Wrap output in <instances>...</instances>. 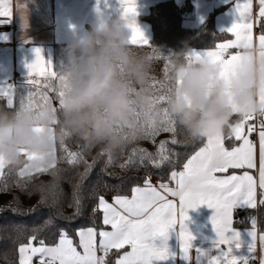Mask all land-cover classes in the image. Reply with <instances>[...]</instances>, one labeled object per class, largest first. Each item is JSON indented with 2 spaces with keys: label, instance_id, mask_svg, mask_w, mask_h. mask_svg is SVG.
<instances>
[{
  "label": "trees",
  "instance_id": "obj_1",
  "mask_svg": "<svg viewBox=\"0 0 264 264\" xmlns=\"http://www.w3.org/2000/svg\"><path fill=\"white\" fill-rule=\"evenodd\" d=\"M190 10V4L180 7L175 0H165L143 17L151 26V40L146 45H127L130 55L147 66L143 82H138L129 66L117 64L119 78L130 87V112L126 119H114L106 109L93 112L84 108L71 115L67 113L66 93L82 63L79 53L73 58L70 44L55 45V79L47 81L48 88L38 78L40 85L18 90L13 106L0 97V129L50 126L57 155L55 167L47 172L20 176L24 158L4 169L0 179V264H19V247L27 244L33 235L37 241L44 240L52 246L58 242L61 230L76 239L77 231L82 228L105 229L101 211L98 208L93 211L100 197H130L132 189L142 187L149 176L169 183L170 173L181 170L186 160L204 146L206 138L189 136L181 116L174 111L178 70L193 65L187 59L192 49H214L216 44L228 40L229 35L216 29L215 14L199 28H185L183 22ZM256 31L264 33V19L256 25ZM102 46L97 44V48ZM43 97H47L46 101ZM213 99L214 92L207 106ZM165 109L176 121V132L161 131L155 137L147 136L144 126L153 122L159 125L165 119ZM196 118L199 119V113ZM240 119L233 114L228 123L235 124ZM72 120L86 121L84 128L71 123ZM97 125L106 129L108 135L98 137ZM224 135L226 146L232 147L235 142L227 139V126ZM173 138L179 143L166 145L170 160L163 166H153L151 161L159 143ZM113 140L118 141L115 146ZM69 152L76 153L75 163L68 162ZM261 193L260 200L264 198ZM236 219V226L244 228L252 227L255 220L264 233L261 203L257 211L237 212ZM124 251L125 248L112 250L106 258L107 264H114Z\"/></svg>",
  "mask_w": 264,
  "mask_h": 264
},
{
  "label": "snow or ice",
  "instance_id": "obj_2",
  "mask_svg": "<svg viewBox=\"0 0 264 264\" xmlns=\"http://www.w3.org/2000/svg\"><path fill=\"white\" fill-rule=\"evenodd\" d=\"M123 6V16L137 15L136 0H120ZM259 12L256 23L264 18V0H258ZM235 12L237 21L228 29L222 32L231 33L235 39L224 43H218L214 50L204 52H193L187 55L189 61L208 60L218 65L221 75L230 77L241 65L243 57L241 52L228 54V49H247L253 47V17L252 0H244L240 3L235 0ZM11 6L8 0H0V17L7 19L0 20V23L8 21L11 17ZM131 31L130 43L132 45H146L148 43L143 31L135 22L129 23ZM259 56L264 59V33L258 37ZM35 60L27 65V85L36 87L41 84L49 87L50 79H55V72L49 71L50 61L45 60L40 49L35 50ZM36 77V78H34ZM30 91V90H29ZM15 88L12 85L6 87L0 85V96L7 98L9 106L12 105L15 96ZM62 95V93H58ZM47 99V97H43ZM259 101L261 108L259 114L264 118V86L260 89ZM164 102V98H160ZM21 102V107H23ZM240 114L242 119L237 123H228L229 129L227 139L234 138L242 141L240 146L229 150L225 147L224 128L215 135L206 138V144L192 154L183 164L182 171H172L170 180L175 182V187L168 183L161 182L153 185L151 179L146 177L143 187L136 186L132 189L131 198L127 196H115L113 202H107L103 197L98 200L97 206L93 209L103 211V224L110 226L111 230H101L99 244H97V232L93 228L78 230L79 248L68 237L67 233L61 230L59 240L55 245L49 246L44 240H38L35 235L29 238L25 245L19 247V264H32L33 257H39V264H107V257L112 250H121L130 246L131 251L124 252L114 264H154L156 261H164L169 257L167 239L169 230L179 226V238L181 251L184 259L190 260L192 249L191 232L187 230L184 221L188 219L189 209H195L201 205H207L215 210L211 217V223L215 230L217 239L214 241V248L218 250L217 255H210L197 252V264H200V257H206V264H249L253 257L250 255L255 251L256 234L248 232L251 240L244 245L241 234L232 227V212L238 208L256 207V180L248 172L243 175H230L225 177L217 176L216 173L227 172L228 169L256 167L255 145L248 138L256 131L254 124L248 123L254 119V113ZM165 119L158 125L156 122L146 124L144 132L149 137H155L159 132H176V121L164 110ZM259 187L264 189V119L259 123ZM179 141L175 138L169 141H161L157 148L155 158L152 159L153 166H163L170 160L167 155L166 145H176ZM144 152V150H141ZM69 163H75L76 153L69 152ZM35 157L29 155L28 159ZM147 158V156H145ZM8 160L0 155V177L4 175L5 165ZM55 164L49 167H38L36 171L47 172L54 168ZM27 165L20 175H30L26 172ZM264 197V192L261 193ZM171 197V198H170ZM264 205V198L260 200ZM255 222L253 221V224ZM161 239V243H156ZM264 245V236L260 237ZM35 242V243H34ZM224 247H221V246ZM242 245L246 248L244 255H236ZM101 252L102 255L97 253ZM261 264H264V256L261 257Z\"/></svg>",
  "mask_w": 264,
  "mask_h": 264
},
{
  "label": "crops",
  "instance_id": "obj_3",
  "mask_svg": "<svg viewBox=\"0 0 264 264\" xmlns=\"http://www.w3.org/2000/svg\"><path fill=\"white\" fill-rule=\"evenodd\" d=\"M165 0H136L137 15L135 17L129 15L125 18L123 16V6L120 0H8L11 6V17L8 21L0 23V85L7 86L12 85L15 88V96L13 98L12 105H14L15 97L20 88L27 86L28 80V68L27 65L31 64L35 58V50L40 49L42 56L45 60L50 61L51 65L49 71L53 72V56L55 45L58 44H71L74 40L83 38L93 27H98L103 30L106 24H111L113 20L122 19L126 21L127 28V45L130 43L131 31L128 28V24L135 22L137 26L143 31L145 37L149 41L152 37L151 26L143 20V17L150 13L152 7ZM180 6H186L190 4L191 10L187 12V19L183 22L185 28L196 29L203 25L211 14H215V27L221 32L229 35V39L224 41L235 39L231 33L222 32V29H228L231 25L237 21V15L235 12V0H175ZM243 3L244 0H239ZM259 12L258 0H252V17H253V47L247 49H228V54H235L240 51L243 60L240 67L231 74L230 77H224L221 75V69L218 65L210 63L215 66V71L211 76V80H220L224 85L223 95L226 98L228 107L232 110L234 115H243L247 107L257 109L254 113V119L248 123L256 126V131L253 132L248 138L255 145V164L256 167L252 169L240 168V169H228L224 173H216L217 176L225 177L230 175H243L244 172H248L256 180V207L255 208H238L232 212V227L235 231L240 232L241 240L246 245L251 240L248 236V232L254 231L256 234L255 239V251L250 255L253 257L249 260H255L257 264H261V257L264 256V245H262L261 236L264 233L261 232L255 223H252V227L244 228L236 226V214L239 211L254 210L257 211L260 204V192H264V189L259 187V123L261 119H264L259 114L261 103L259 101L260 89L264 86V59L259 56L258 37L261 35L256 31V18ZM7 18L0 17V20ZM264 19V18H260ZM221 42V43H224ZM147 43V44H148ZM103 45V36L101 35V42L98 43ZM215 49V48H214ZM214 49H192L193 52H204L207 50ZM208 61V60H207ZM192 64H197L200 61H191ZM249 77L247 84L244 83V78ZM36 78V77H34ZM183 83L180 74L177 76V91L176 98L180 96L179 88ZM249 93V100L247 106L242 105L239 102V97L244 93ZM213 94V86L211 83L207 86L205 93V104L206 107L211 95ZM2 97V96H0ZM5 98V97H3ZM183 99L188 108L192 107L193 101L190 96L185 94ZM7 104L8 100L5 98ZM9 105V104H8ZM203 107L200 110H203ZM239 112L240 114H237ZM242 119V117H241ZM237 123V122H236ZM32 130L36 131L37 137L44 131L48 133L47 140L50 141L52 149L55 150L54 156L50 157L48 167L52 164L56 165V143L54 131L50 126H20V127H3L0 129V145L8 144L18 137L22 131L26 133ZM12 135V140L9 135ZM35 139V138H33ZM235 144L232 147H228L231 150L234 147L240 146L242 141H237L232 138ZM15 144V143H14ZM206 144V140H205ZM204 144V145H205ZM34 148L43 149V146L38 144L34 146V143H28L24 146H18L19 156L16 161L20 158H24L26 162L21 167L19 175L24 166L28 165L30 160L28 156L31 155V151ZM198 151V150H197ZM2 154V153H0ZM194 154V153H193ZM3 155V154H2ZM12 160H9L11 162ZM15 160L12 162H16ZM6 164L5 168L12 164ZM51 169V168H49ZM48 169V170H49ZM183 168L179 171H182ZM27 173H30L26 169ZM41 172L30 173V175ZM21 176V175H20ZM29 176V175H25ZM153 185L161 183L154 176H149ZM1 179V177H0ZM170 187H175V182L171 181L168 183ZM143 187V186H142ZM132 195V194H131ZM115 196H104L103 198L109 202H113ZM131 198V196L129 197ZM171 198V197H170ZM100 210V209H99ZM103 218V211L100 210ZM215 210L209 208L207 205H201L195 209H189L188 219L184 221L187 230L191 232L194 239L192 240V249L189 253L190 260L184 259L181 251V241L179 238V226H174L169 230L167 246L169 249V257L164 261H156L154 264H197V252L200 250L202 253L210 255H217L218 250L214 248V241L217 239L215 230L211 223V217ZM241 220V219H240ZM255 222V220H254ZM92 228V227H88ZM88 228H82L80 230H86ZM95 229V228H93ZM96 230V229H95ZM111 230L110 226H106L105 229ZM97 232V244H99ZM78 232V231H77ZM77 246L78 251H83L79 248V236L76 233V239L68 236ZM161 239H157L156 243L159 245ZM237 250L236 255H244L246 253L245 246ZM221 247H224L223 245ZM125 251H131L130 246H125ZM123 252V253H124ZM102 255L101 252L97 253ZM247 254V253H246ZM20 255V254H19ZM32 264H39V257H33ZM200 264H206V257H200Z\"/></svg>",
  "mask_w": 264,
  "mask_h": 264
},
{
  "label": "clouds",
  "instance_id": "obj_4",
  "mask_svg": "<svg viewBox=\"0 0 264 264\" xmlns=\"http://www.w3.org/2000/svg\"><path fill=\"white\" fill-rule=\"evenodd\" d=\"M127 31L126 21L116 19L110 25L106 24L103 30L93 27L83 38L74 40L69 45L73 58L79 53L78 58L82 61L66 93V111L69 115L88 108L93 112L106 109L117 120L128 117L130 87L125 80L119 78L117 64L129 66L138 82H143L147 66L143 61L134 59L127 50ZM101 35L103 46L97 48ZM214 71L215 66L207 60L188 67L181 66L178 70L183 83L173 108L181 116L186 133L191 137L207 138L215 135L228 124L233 115L223 95V82L210 79ZM249 79L245 77L244 83L247 84ZM209 83L213 86L214 99L207 107H203ZM185 94L193 101L191 108L187 107L183 99ZM249 95L247 92L241 95L239 102L247 106ZM256 110L249 106L244 114ZM198 113L199 119L196 118ZM70 122L77 124L81 129L86 123L84 120ZM97 135L103 138L108 135V131L97 125ZM117 143L118 141L113 140V146ZM0 153L9 160H16L19 156L14 145H0Z\"/></svg>",
  "mask_w": 264,
  "mask_h": 264
},
{
  "label": "rangeland",
  "instance_id": "obj_5",
  "mask_svg": "<svg viewBox=\"0 0 264 264\" xmlns=\"http://www.w3.org/2000/svg\"><path fill=\"white\" fill-rule=\"evenodd\" d=\"M31 85H27L24 88H28ZM37 133L36 131L32 132L31 129H29V131L26 133L25 131H22L18 137V140L15 139L14 143L12 144V141L9 142L7 145H14L17 149L18 146H24L26 144V142L33 144L34 146L40 144L43 146V149L40 148H34L31 151V156L35 157L34 159H31L30 162L28 163V168L27 170H29L30 173H35L38 172L36 171V168L38 167H48V163L50 160L51 156H54L55 154V150L52 149L51 143L48 138V133L46 131H44L43 133H41V135L39 136V138L37 137ZM10 139L12 140V135H9ZM35 138V139H33ZM2 155V154H0ZM4 156V155H3ZM5 157V156H4ZM56 159H57V155H56ZM9 162V159H7ZM14 160H12L9 163H12ZM16 161V160H15ZM8 163V164H9Z\"/></svg>",
  "mask_w": 264,
  "mask_h": 264
},
{
  "label": "built area",
  "instance_id": "obj_6",
  "mask_svg": "<svg viewBox=\"0 0 264 264\" xmlns=\"http://www.w3.org/2000/svg\"><path fill=\"white\" fill-rule=\"evenodd\" d=\"M249 264H257V262L255 260H252L249 262Z\"/></svg>",
  "mask_w": 264,
  "mask_h": 264
}]
</instances>
